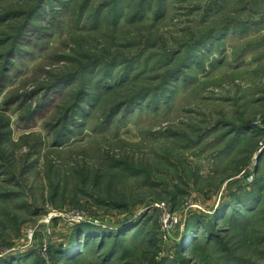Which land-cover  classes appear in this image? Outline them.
Listing matches in <instances>:
<instances>
[{
    "label": "rangeland",
    "instance_id": "1",
    "mask_svg": "<svg viewBox=\"0 0 264 264\" xmlns=\"http://www.w3.org/2000/svg\"><path fill=\"white\" fill-rule=\"evenodd\" d=\"M25 1L0 0V14L22 13ZM50 1L6 70L0 58V260L58 264L55 251L88 224L126 238L111 256L85 250L63 264H226L235 256L264 264V201L245 224L221 223L218 244L201 239L187 255L179 250L193 214L209 222L239 188L256 179L264 187V0H164L158 21V0L136 18L128 3L100 16L115 0ZM14 26L0 24V43ZM211 31L223 37L203 43ZM196 44L199 60L160 100L107 124L103 116L125 97L107 98L55 143L79 93L69 74L139 58L135 85L143 88L144 76L174 68L162 71L167 55ZM168 218L175 224L165 238Z\"/></svg>",
    "mask_w": 264,
    "mask_h": 264
},
{
    "label": "trees",
    "instance_id": "2",
    "mask_svg": "<svg viewBox=\"0 0 264 264\" xmlns=\"http://www.w3.org/2000/svg\"><path fill=\"white\" fill-rule=\"evenodd\" d=\"M153 1L154 0H115L114 3L104 8H98V13H100V16L105 10H108L110 13H120L121 10H123V6L128 3L134 8L132 18H136L139 12L142 14L141 17H145L146 13L153 11ZM25 2L28 3L29 7L21 10L22 13L6 12L0 14V22H2L0 24H5L10 21L16 24V26H14V28L16 27L15 31L10 30L12 34L0 43V48H2L1 51L5 52L0 54V58L4 59L2 60L1 71L6 70L7 66L12 64L14 53L22 50V39L26 35L28 26H32L34 21L38 18L41 9L48 8L51 3L50 0H26ZM163 2L164 0L157 1L156 21L159 20L158 18L163 17L161 16L165 8ZM216 37L219 39L223 37V34L211 31L206 35V39H204L203 43L213 40ZM199 46L200 45L197 44L195 45L193 53L187 52L181 54L176 51L171 55H167L165 59L167 63L163 66L162 71L166 69V65L172 62L174 68L167 69L162 72V74L158 75V77L144 76L143 88L136 89L137 85H135L139 80V72H137L136 67V64H140L139 58L126 60L125 58L116 57V59H112L111 61L97 60L82 67L81 70L76 71L72 75L69 74V83H74L76 80H79V85L76 87L79 88V93L77 94L74 105H71L70 111H68V114L64 115L63 121L60 122L61 131L57 137L58 141L55 143L59 146L61 144V139L66 140L70 138V136L74 134V130L79 122L85 121L92 111L95 110L97 104L99 102L104 103L107 98L115 96L125 97V99H119L118 102L116 101L111 105L110 109H108L109 112L103 116L105 119L104 122L107 124L112 123L114 118L123 111L130 112L132 109L139 106L145 99L152 101L155 100L154 98L156 97V99L160 100L163 94L171 90L173 82L182 79L186 74V70H190L189 65L199 60L197 56L199 54ZM176 58L179 59L177 62H174ZM155 81L158 82L157 85L152 86V82ZM52 87H56V84H52ZM259 157L260 163L264 158V152H262ZM259 172L260 170H258V174ZM263 188L260 179H256L253 185L248 188H239L236 193L229 196V201L226 200L221 204L209 222L206 217L201 214H193L189 217L183 241L184 244H181L179 248L180 252L185 248L186 252H182L184 255H187L188 252L192 250L194 251L201 239H204V243L207 246L210 244H218L217 242H219L220 239L219 226L221 223L224 224L227 222V224H229L231 222L232 224H238L240 222V224H245L246 221L252 219L257 214L256 212H259L260 208L263 206L260 205L264 201ZM140 223H136V225ZM135 235H139V231H137ZM125 238L126 237H124L123 233L120 231L109 233L95 226L83 224L75 230L68 247L64 251H55L53 257L59 262L58 264H63V262L81 259L85 254V250H88L90 254L92 252L94 255L104 248H108L104 252H108L107 255L111 256L113 255L114 246L125 240ZM190 238H192V240L195 239V242L194 240L190 242ZM110 239L114 240L110 241ZM110 242H112L113 246H110ZM224 261H226V264H244L243 259L237 256H235L234 259L232 257V260L228 257ZM0 264L11 263L0 260ZM153 264H166V262H154ZM170 264L181 263L173 260Z\"/></svg>",
    "mask_w": 264,
    "mask_h": 264
},
{
    "label": "built area",
    "instance_id": "3",
    "mask_svg": "<svg viewBox=\"0 0 264 264\" xmlns=\"http://www.w3.org/2000/svg\"><path fill=\"white\" fill-rule=\"evenodd\" d=\"M258 127L264 131V123H262ZM263 139H264V137H263ZM263 150H264V140H263L262 148L260 149V152L261 151L263 152ZM171 222H172V220H169V218H168L167 220H165V223L163 224V230L162 231H163V235L165 238L171 236L172 228L174 227V224H175L174 222H173V224Z\"/></svg>",
    "mask_w": 264,
    "mask_h": 264
}]
</instances>
